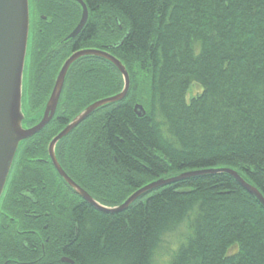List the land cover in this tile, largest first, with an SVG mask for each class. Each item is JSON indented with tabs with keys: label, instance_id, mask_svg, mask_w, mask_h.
<instances>
[{
	"label": "trees",
	"instance_id": "16d2710c",
	"mask_svg": "<svg viewBox=\"0 0 264 264\" xmlns=\"http://www.w3.org/2000/svg\"><path fill=\"white\" fill-rule=\"evenodd\" d=\"M28 1L23 127L41 120L74 52L106 51L128 73L122 101L98 108L55 145L63 171L95 201L116 207L153 181L209 169L237 172L264 198V0H82L87 21L68 40L77 2ZM192 84L202 90L187 102ZM122 88L110 62L79 58L52 120L19 145L4 194L30 182L47 197L49 240L31 264H63L56 250L66 243L74 264H153L154 250H171L170 264H264V208L228 174L159 187L107 214L34 161L47 159L49 142L83 110Z\"/></svg>",
	"mask_w": 264,
	"mask_h": 264
},
{
	"label": "water",
	"instance_id": "95a60500",
	"mask_svg": "<svg viewBox=\"0 0 264 264\" xmlns=\"http://www.w3.org/2000/svg\"><path fill=\"white\" fill-rule=\"evenodd\" d=\"M73 1L80 5L81 16L76 27L69 33L65 40L74 38L81 31L88 18V10L83 1ZM29 18L28 0H0V198L5 189L19 145L40 132L52 120L56 112L64 79L69 67L81 57L93 56L107 60L114 65L122 76L123 88L118 94L101 99L88 106L63 130L53 137L48 146L49 158L57 174L80 198L100 212L114 214L126 210L138 197L156 188L167 186L191 177L225 173L231 176L247 193L255 197L264 208V198L259 191L231 169L189 171L173 177L158 179L139 188L122 204L116 207H105L95 201L63 171L55 158L54 147L58 141L68 135L95 110L105 105L122 101L129 89L128 73L120 61L106 51L84 49L74 52L64 61L57 74L41 120L32 127H23L25 117L22 113V93L30 25ZM134 112L140 117L144 115V111L140 105L134 106ZM188 192L189 189L178 191L180 194ZM65 261L72 263L66 258Z\"/></svg>",
	"mask_w": 264,
	"mask_h": 264
},
{
	"label": "flooded vegetation",
	"instance_id": "af4514ba",
	"mask_svg": "<svg viewBox=\"0 0 264 264\" xmlns=\"http://www.w3.org/2000/svg\"><path fill=\"white\" fill-rule=\"evenodd\" d=\"M48 146L47 159H36L34 161L38 164H50L57 174L49 158ZM5 191L4 189L0 198V264H8L10 261H14L12 258L15 259L14 262L17 264H31L32 252L40 253L41 258L44 254V246L49 240L46 235L47 225L44 223L48 218L47 197L42 195V192H46V188L34 186L29 182L26 187L8 189L7 192L9 191L12 194L11 196L4 194ZM15 206H20V208L16 209ZM74 226L76 234V224ZM66 246L67 243L65 245L60 244L57 247L56 253L59 261L63 264H74L71 259L63 255ZM65 258L72 263L66 262Z\"/></svg>",
	"mask_w": 264,
	"mask_h": 264
},
{
	"label": "clouds",
	"instance_id": "9594fccd",
	"mask_svg": "<svg viewBox=\"0 0 264 264\" xmlns=\"http://www.w3.org/2000/svg\"><path fill=\"white\" fill-rule=\"evenodd\" d=\"M171 250L169 254H159L157 251L154 250L153 252V264H170L171 261Z\"/></svg>",
	"mask_w": 264,
	"mask_h": 264
},
{
	"label": "rangeland",
	"instance_id": "374dc122",
	"mask_svg": "<svg viewBox=\"0 0 264 264\" xmlns=\"http://www.w3.org/2000/svg\"><path fill=\"white\" fill-rule=\"evenodd\" d=\"M25 61H26V59H25ZM23 82H24V75H23ZM201 90L202 89H201V87L199 85L192 84L189 87L188 91L186 92L185 100L188 102L191 98H193L194 96H196L197 94H199L201 92ZM163 253L166 254V252H163Z\"/></svg>",
	"mask_w": 264,
	"mask_h": 264
},
{
	"label": "bare ground",
	"instance_id": "6f19581e",
	"mask_svg": "<svg viewBox=\"0 0 264 264\" xmlns=\"http://www.w3.org/2000/svg\"><path fill=\"white\" fill-rule=\"evenodd\" d=\"M137 190H138V189H137ZM137 190H136V191H137ZM133 193H134V192H133ZM133 193H132V194H133ZM132 194H131V195H132ZM93 208H94V207H93Z\"/></svg>",
	"mask_w": 264,
	"mask_h": 264
}]
</instances>
